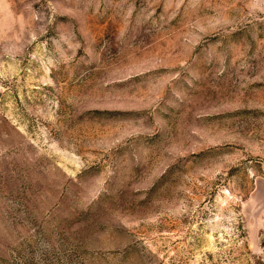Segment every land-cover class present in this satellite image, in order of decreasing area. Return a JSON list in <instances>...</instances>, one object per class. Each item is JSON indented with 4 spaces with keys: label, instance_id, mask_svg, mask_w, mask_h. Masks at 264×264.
<instances>
[{
    "label": "rangeland",
    "instance_id": "374dc122",
    "mask_svg": "<svg viewBox=\"0 0 264 264\" xmlns=\"http://www.w3.org/2000/svg\"><path fill=\"white\" fill-rule=\"evenodd\" d=\"M0 264H264V0H0Z\"/></svg>",
    "mask_w": 264,
    "mask_h": 264
}]
</instances>
